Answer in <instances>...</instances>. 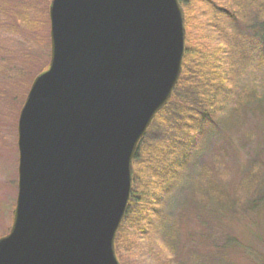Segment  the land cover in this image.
<instances>
[{
    "label": "water",
    "instance_id": "1",
    "mask_svg": "<svg viewBox=\"0 0 264 264\" xmlns=\"http://www.w3.org/2000/svg\"><path fill=\"white\" fill-rule=\"evenodd\" d=\"M51 60L18 120V193L0 264H121L133 159L182 73L179 0H52Z\"/></svg>",
    "mask_w": 264,
    "mask_h": 264
},
{
    "label": "trees",
    "instance_id": "2",
    "mask_svg": "<svg viewBox=\"0 0 264 264\" xmlns=\"http://www.w3.org/2000/svg\"><path fill=\"white\" fill-rule=\"evenodd\" d=\"M9 1L11 3L0 0V13L10 20L7 29L11 31L27 29L21 24L24 22L30 24L31 16L28 14L33 9L32 5L30 6L32 1L26 4ZM179 1L185 11L186 26V50L182 74L171 99L158 112L140 142L133 161L134 186L126 218L127 221H131L132 229L135 227L142 234L145 233L144 238L150 236L157 239L154 236L158 234L160 235L158 237L162 236L166 241L161 240L167 243L168 249H171V258H174V262L177 258L175 251L178 254L177 246L181 243V227L178 219L185 215L184 210L188 208L186 195V199L178 197L176 201L175 193L187 186L185 183L190 176V169L192 166H198L193 175V177L197 176L195 183L199 184L198 189L189 191L191 199L196 200L197 213L204 215L203 217L215 213L218 219L224 220L226 214L239 210L243 202L236 198L235 201L231 200L229 193H227L229 198L224 200L222 198L224 196L220 197L212 189V185L216 183L208 177L207 179L203 177L209 174L206 173L208 171L202 164L201 156L208 150L212 138H215L222 129L237 123L236 116L238 114L241 116L240 112L243 116L246 108L250 109V104L257 101L258 108L264 107V92L258 91L255 83L251 86V81L249 84L247 81L245 86L243 84L238 86L233 79L247 70L250 76L252 71L257 75L258 71L264 69V4L258 3L255 8L257 11L254 9L251 15L248 10L253 0H245L243 5L238 0ZM6 3L9 9L4 13L2 4ZM0 52L2 56H6L7 64L11 60L12 63L19 60L14 55L18 52L13 51L11 45L4 46L1 43ZM3 61L0 59V62ZM30 61L26 73H23L19 66L14 76L10 72L11 67L5 68L7 72L5 73V69L2 70L0 64V77H2L0 83L8 80L11 82L12 78L21 73H23L21 78H25L29 71L37 68L36 62L33 59ZM236 98L240 99L234 101ZM230 101L233 108L228 107L227 110H223ZM235 103L238 106H235ZM230 109L231 114L238 112L237 115H233L235 118L233 122L229 117ZM220 118L223 119V124ZM259 163L264 167V162ZM253 167L254 165L250 166L251 169ZM202 173V178L198 181L199 174ZM257 173H250L245 181L254 183L255 192L248 193L249 197L246 198L249 200L246 204L251 206L254 203L255 206L260 204L264 198V195L259 198L255 195L257 191L255 184L259 182L257 178H263L262 173ZM207 183L210 187L208 191H206ZM176 205L178 208H175ZM173 216L177 217V220ZM119 237L122 239V235L118 234V240L116 239L118 247V241L122 242ZM134 245L135 243L132 244ZM154 245L156 247L155 243ZM173 246H176L175 250ZM137 247H140L139 242ZM139 252H136V258L141 264ZM118 254L122 260L119 251ZM208 255L212 260L207 262ZM208 255L203 256L205 259L199 260L200 264H229L225 249H211ZM135 263L137 264L136 261Z\"/></svg>",
    "mask_w": 264,
    "mask_h": 264
},
{
    "label": "rangeland",
    "instance_id": "3",
    "mask_svg": "<svg viewBox=\"0 0 264 264\" xmlns=\"http://www.w3.org/2000/svg\"><path fill=\"white\" fill-rule=\"evenodd\" d=\"M4 1L10 2L9 0ZM11 1L22 4L32 1L30 6L32 5L33 9L28 14L31 16L30 24L28 22L21 24L22 27L26 26L27 29H15L14 31L7 29V24L10 20L6 15L2 16L0 13V44L3 43L4 46L18 45L16 49L18 53L14 55L19 58L14 63L11 60L7 64L6 56H2L0 52V59L4 60L0 62L2 70L11 67L9 69L14 76L15 70L19 66L21 67L26 60L32 59L36 62L37 68L33 69L32 67L33 70L29 71L30 73L28 72L29 74L25 75V78L19 84L16 83L15 88L10 90L12 92L10 95H6L7 84H0V101L3 103L4 99L6 100L5 105L0 104V238L7 235L11 229L18 193L19 149L17 127L19 114L35 77L42 69L46 68L51 60L49 10L52 0ZM34 1L39 2L34 3ZM238 2L243 5L245 0H238ZM258 3L264 4V0H253V4L248 10L251 15H253V10L257 7ZM255 10L257 11V9ZM245 11L247 12L246 7ZM6 69L4 70L5 73H7ZM262 70L258 71L257 75L252 71L250 76L249 70H247L241 76L233 79L238 86L240 84L245 86L247 81L248 84L251 81V86H254L255 83L257 90L264 92V69ZM239 99L236 98L234 101ZM232 106V102L230 101L228 106H225L223 110H227L228 107L233 108ZM235 106H238V104L235 103ZM249 107L250 109L247 107L243 116L242 112H240L241 116L238 112L231 114L230 109V121L233 122L235 120L233 115L238 114L235 120L237 123L231 127L222 129L215 138H212L208 150L204 151L201 156L202 164L208 171L206 173L209 174V176L205 175L203 177L206 179L208 177L209 180L212 179L211 181L216 183L212 185V189L220 197L224 196L222 197L224 200L229 198L227 196V193H229L231 200L235 201L234 198H236L238 201L243 202L241 208L226 214L224 220L218 219V215L216 216L214 212V214L209 213L207 217L198 214L195 209L197 208L196 200L191 199L189 192L196 191L199 186V184L195 183L197 176L193 177L198 166H192L190 169V179L187 178L189 179L188 181L186 179L185 184L187 186L175 193L176 201L178 197L184 199L187 197L188 202V208L184 210L185 215L181 219H178L181 227V243L177 246L179 248L178 254L175 251L177 257L175 259L176 263L174 262V258H171V249H168L166 240L162 236L160 238L158 234L154 236L157 239L150 236L144 238L145 233L142 234L135 227L132 229L131 221H127L126 219L129 208L128 203L126 217L124 216L116 235L117 240L118 234L119 236L122 235V239L119 237V240L122 241L121 243L118 241L119 247L116 245L117 241L115 239V250L121 264H136L135 261L139 264L136 252L138 253L140 250L138 256L142 259L141 264H183V262H186V264H200L199 260L201 258L205 259L203 256H207L208 252L211 249L215 250V248L226 250L229 264H264V198L260 204L256 206V203L252 204L255 207L247 205L246 201H249L246 200L249 197L248 193L255 192V190L253 189L254 183L245 182L250 173H262L263 178L260 179L258 177L259 182L255 184L257 185L255 195L258 198L264 195V167L259 163L264 162V107L258 108L257 101H254ZM244 117L245 119H243ZM220 119L223 124V119ZM253 165L254 167L251 169L250 166ZM202 175L203 173L199 174L198 181L201 180ZM209 183H207L206 187L208 188H206V191L210 188ZM175 208H178V206L176 205ZM178 210L181 211V209ZM175 220H177V217H175ZM137 242L140 244L139 248L137 247ZM134 243L135 245L132 246ZM143 247L144 250H142ZM173 248L175 250L176 246H173ZM118 251L121 257H123L122 260L119 258ZM210 257V255L206 257L207 262L212 260Z\"/></svg>",
    "mask_w": 264,
    "mask_h": 264
},
{
    "label": "bare ground",
    "instance_id": "4",
    "mask_svg": "<svg viewBox=\"0 0 264 264\" xmlns=\"http://www.w3.org/2000/svg\"><path fill=\"white\" fill-rule=\"evenodd\" d=\"M11 3V2H10ZM2 11L5 13V11L8 12L9 6L7 4H2ZM18 46V45H17ZM17 46H12V49L16 51ZM31 64L30 60H27V62H24V64L20 67L23 73H26L28 71L29 65ZM23 73L19 74L18 76H16L15 78L11 79V82L4 81L1 82L0 84H7V88H6V95H10L12 92L10 90H12L13 88H15L16 83L19 84L24 78H21V75H23ZM6 100L4 99L3 104L5 105ZM2 106V105H1Z\"/></svg>",
    "mask_w": 264,
    "mask_h": 264
}]
</instances>
